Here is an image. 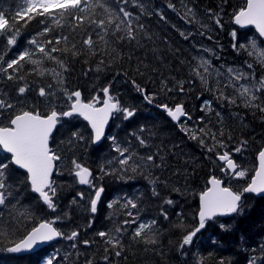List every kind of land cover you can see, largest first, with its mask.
I'll list each match as a JSON object with an SVG mask.
<instances>
[{
	"label": "trees",
	"instance_id": "16d2710c",
	"mask_svg": "<svg viewBox=\"0 0 264 264\" xmlns=\"http://www.w3.org/2000/svg\"><path fill=\"white\" fill-rule=\"evenodd\" d=\"M107 3L116 12L124 8L132 14L136 39L119 40L117 36L123 33L113 36L110 29L105 37L109 42L105 48L97 35L103 34L101 30L87 22L75 31L69 24L61 28L50 25L55 31L39 36L44 27L39 17L26 24L19 21L20 35L15 45H7L4 37L0 36V55H3L4 61H10L25 50L35 53L34 59L41 58L42 54L30 43L33 38L43 43L63 34L81 47L82 41L91 35L96 42L95 55L88 54L84 47L81 55L68 57L66 71L55 61L47 59L40 67L62 72L63 87L69 92L81 90L86 101L105 87L102 80L120 75L123 91L117 94L114 90L113 93L119 97L122 106L136 110L135 115L128 119L124 118V113H117L106 139L99 145L92 141L88 124L81 117L63 119L64 127L54 134L58 143L66 140L71 131L77 130L84 134L85 140L64 153L67 158L63 165L57 164L55 182L59 187L55 212L48 209L27 184L21 182L23 171L17 168L10 170L8 183L15 188V198H10L11 204L0 206V233H8L7 237L0 234V264H46L45 259L49 258L53 264H86L88 260H92V264H199L201 258L204 264H221V261L223 264H249L253 258L255 264H264V252H261L264 248V197L245 195L237 214L208 221L204 230L193 238V243L183 249L179 248V243L186 232L174 227L181 219L187 230L197 227L200 193L209 187L211 176L225 177L221 171L224 162L218 160L215 153H209L198 140L190 139V134L183 131L182 126L193 130L207 126L206 130L211 129L212 132L223 129L229 149L247 141L246 148L241 153H234L233 158L252 171L257 168L258 152L264 147V111L245 107L229 84L230 74L227 71L232 68L244 73L254 72L257 81L264 78V66L256 62L254 55L248 54L251 49L239 48L240 44H248L255 38L258 47L264 49V42L255 29H241L234 23L233 12L243 7L245 0H127V3L125 0H107ZM169 4L174 7L170 8ZM24 6V0H0V13L12 17ZM188 9L192 12L189 13ZM216 15L220 16L223 27L215 23ZM137 25H143V30ZM233 30L237 33L235 40L230 35ZM233 44L237 47L234 48ZM101 49L108 54H102ZM202 60L210 62L206 73L203 67L199 69L207 80L206 84L192 71ZM249 64L252 69L248 68ZM3 66L6 67V63ZM34 68L37 71H33ZM38 71V66L25 61L19 72L8 69V74L22 75L30 84L33 90L26 94L28 103L43 109V98L38 97V88L47 84L53 85L56 90L59 105L69 103L51 71L43 76L38 75ZM128 80L131 85L125 83ZM177 81L183 82V93L178 91ZM162 82L173 90L162 91ZM19 83L8 80L5 73H0V94L7 93L15 100ZM136 85L145 91H138ZM145 95L153 96L151 103L144 99ZM257 95L260 99L255 103L264 107V90L258 91ZM233 98L236 102L230 103ZM205 101L211 102V111L205 109ZM176 103L184 104L190 120L176 124L160 108L163 104L173 106ZM202 116L204 120L201 122L199 118ZM229 136L231 139H228ZM110 137H115L122 148L127 147L134 152L136 156L133 159L137 163H140L137 157L154 155V164L159 167L147 165L136 172L129 168L123 173V178L120 172H116L95 181L104 186L105 192L97 212L91 213L89 200L94 189L77 182L71 174L70 159L75 157L92 169L97 177L101 175L99 169L102 165L106 170L119 168L115 161L119 153L115 151ZM141 138L146 145L139 143ZM4 156L7 155L0 149V158ZM109 161H112L111 165ZM156 178L158 180L153 184ZM230 184L235 190L244 186L245 180L232 179ZM153 189L157 195L153 194ZM80 192L85 194L83 199L77 195ZM74 199L76 203H73ZM129 199L136 203V208L122 207ZM168 199L174 203H165ZM113 201L118 203L110 208L108 205ZM25 209L31 213L27 219L18 214ZM127 211H131L133 216L128 217ZM164 213H167V219ZM137 215L135 224L124 225L123 251L119 257L115 256L114 250L97 233L110 231L123 220L134 219ZM56 216L61 217L56 226L65 235L74 230L79 232L75 240L61 237L54 244L25 256H16L6 250L40 220H53ZM153 220L156 222L153 231L157 243L133 240L138 224ZM84 240L91 243L85 245ZM73 244H76L75 248ZM105 248H108L107 252ZM105 255L108 260L103 259Z\"/></svg>",
	"mask_w": 264,
	"mask_h": 264
},
{
	"label": "snow or ice",
	"instance_id": "6c2138e0",
	"mask_svg": "<svg viewBox=\"0 0 264 264\" xmlns=\"http://www.w3.org/2000/svg\"><path fill=\"white\" fill-rule=\"evenodd\" d=\"M125 3H127V0H125ZM24 5L22 10L18 11L15 16L7 17L5 14L0 13V36L4 37L7 45H15L17 43V37L20 35L19 21H24L26 24L29 21L36 20L38 17L40 18L39 22L44 24L43 30L38 33L39 36H46L54 32L55 29L50 25L61 28L65 24H69L72 31H75L77 28L83 27L85 22H87L89 25H94L101 30L103 34L97 33V35L105 48H107L109 43L105 37L109 35L110 29L113 36H116L117 33H123L117 36L119 40L127 38L131 41L136 39V30L132 27V14L125 11L124 8H120L119 12L114 11L108 5L107 0H24ZM140 7L142 8L143 5H140ZM169 7H174V5L169 4ZM188 12L191 13L192 10L188 9ZM121 14L123 18H121ZM214 19L217 25L223 27L219 15H216ZM233 19L236 25L242 27L254 26L258 30L259 35L264 37V0H245L243 7L234 10ZM137 28L143 30V25H137ZM230 35L234 40L237 37L235 30ZM30 43L34 44L36 50L42 54L41 58L34 59L35 53L29 50L21 52L16 59L10 61H4L3 55H0V73H5L8 80L20 82L16 88L17 97L15 100L7 93L0 94V149L10 154L0 158V206L11 204L10 198H15V188L8 183V174L11 169L18 168L24 170V178L21 182L27 184L32 192L38 194L47 208L55 212L58 207L56 197L59 185L52 178L54 170L58 171V162L63 165L64 160L67 158L64 155L65 152L71 151L77 143L85 140L84 134L77 130L71 131L66 140L58 143L54 134L64 127L63 119L76 116L83 117L84 120L89 122L93 131L92 141L98 142L104 136L105 126L114 113L122 112L125 114L124 118L128 119L135 115L136 110L134 107L122 106L119 97L110 93L111 85L103 87L100 89L99 94L92 96L86 101L82 98L81 91L69 92L68 89L63 87L64 77L62 72L40 67L44 59H47L55 61L62 70L66 71V60L68 57L81 55L84 47L87 48L88 54L95 55L97 51L95 48L96 42L93 41L91 35H88L82 41L81 47H77V42L70 40L69 36L63 34L57 35L52 39H46L43 43L33 38ZM61 44L63 46L59 47ZM233 47L236 48L237 45L233 44ZM239 48L244 50L251 49L248 54L250 56L254 55L256 62L264 66V49L258 47L255 38L251 39L248 44H240ZM100 51L102 54H108L103 49ZM113 51L115 50L113 49ZM54 53L58 55H53ZM25 61L38 66L39 71L37 74L40 76H43L45 72L51 71L57 85L62 90V94L69 103L65 106L59 105L56 99V90L51 84L38 88V97L43 98V109L36 104L28 103L26 94L33 90L30 84L22 75L8 74V69L19 72L22 62ZM5 63L6 67L3 66ZM103 63L104 61L101 60V64ZM208 63L210 62L202 60L198 67L192 69L193 73L205 84L207 80L199 69L203 67L206 73L208 71ZM248 68L252 69V65L249 64ZM33 71H37V68H34ZM227 71L230 74L229 84L236 90L245 107H256L264 111V107L255 103V101L260 99L257 92L264 90V78L257 81L254 72L244 73L232 68H228ZM240 81H245V83H238ZM133 83L135 84V81ZM176 83L178 91L183 93L185 91L183 82L177 81ZM136 88L142 93L145 91L139 85H136ZM165 89L167 91L173 90L167 88L166 82H162V91ZM221 95L223 94L221 93ZM144 99L151 103L153 96L145 95ZM229 102L235 103L236 100L233 98ZM161 107L174 121L179 122L182 117H186L188 120L191 119L183 103H176L172 107L163 104ZM204 107L207 111H211V102L205 101ZM58 108L60 110H57ZM199 119L202 122L204 117L202 116ZM206 128L207 126L193 130L182 126V130L190 134V139L198 140L209 153H215L218 160L224 162V167L221 171L225 174V177L221 179L215 175L211 176L209 180L210 187L200 193L197 227L187 230L182 219L174 225L175 228L186 232L180 240V249H183L186 245H191L197 233L204 229L206 223L218 214H231L240 211L242 198L246 193L264 194V148H261L258 152V167L252 171L242 167L232 158L234 153H241L246 148L247 141H241L238 146L229 149L224 139L225 133L223 129L218 132H212L211 129L206 130ZM110 139L114 143L115 151L119 153V156L115 158L116 164L120 166L119 168L114 167L111 170H106L102 165L99 169L101 175L97 177L94 176L92 169L85 166L84 163H81L75 157L70 159L71 174L74 175L77 182L94 189V192L90 194L91 198L89 200L91 213L97 212L98 203L105 192L104 186L95 183V181L102 180L103 176L113 175L116 172H120L121 178H123V173L128 171L129 168H131V171L136 172L137 169L147 165L159 167V165L154 164V155L137 157L140 161V163H137L133 159L136 156L134 152H130L127 147L122 148L116 143L115 137H110ZM228 139H231V137L229 136ZM206 141H210V143ZM139 143L142 146L146 145V141L142 138L139 139ZM126 153L128 154L125 155ZM108 163L111 165L112 161ZM250 171L252 172L251 175ZM232 179H243L245 180V185L234 190L230 184ZM157 180L158 178L154 179L152 183L155 184ZM226 181H229V183H226ZM175 190L179 191V189ZM153 194L157 195L155 189H153ZM77 195L83 199L85 194L80 192ZM17 203H19L18 200ZM73 203H76L75 199ZM116 203L118 201H113L108 206L111 208ZM165 203L173 204L174 202L168 199ZM12 207L15 208V205H12ZM122 207L134 209L137 205L129 199L125 201ZM18 214L25 219L31 216L27 209ZM126 215L132 217L133 213L127 211ZM163 215L165 219L168 218L167 213ZM60 219V216H56L53 220H40L22 238L14 241L12 247H8L6 250L12 253H20L31 250L40 243L53 241L58 237H64L70 241L75 240L79 236L78 231L74 230L70 234L65 235L63 231L54 226L56 221ZM137 219L138 215L131 220L125 219L112 230L101 231L97 235L103 238L105 244L114 250L115 256L119 257L123 251L122 233L125 231L124 225L135 224ZM155 223L154 220L139 223L133 233V240L139 239L146 244H156V233L153 231ZM221 227L224 226L221 225ZM0 234L5 237L8 235L6 232ZM90 243L91 241L89 240L83 241L85 245ZM72 247L75 248L76 244H73ZM107 251L108 248H105V252ZM261 252H264V248H261ZM103 259L108 260V256L105 255ZM46 264H53V260L49 258ZM86 264H92V260H88ZM199 264H204L202 258ZM221 264H223V261H221ZM249 264H255V258Z\"/></svg>",
	"mask_w": 264,
	"mask_h": 264
},
{
	"label": "water",
	"instance_id": "95a60500",
	"mask_svg": "<svg viewBox=\"0 0 264 264\" xmlns=\"http://www.w3.org/2000/svg\"><path fill=\"white\" fill-rule=\"evenodd\" d=\"M236 26L239 27V28H253V29H255V27H254V26H251V25L243 26V27L240 26V25H236ZM255 30H256V29H255ZM256 32L258 33V30H256ZM258 34H259V33H258ZM259 36H260V35H259ZM260 38H261V40L264 42V37H261V36H260ZM167 116H168V114H167ZM168 117L170 118V120H172V121L175 122V123H179L181 120L187 119L186 117H182L181 120H180L179 122H177V121H174L170 116H168ZM107 128H108V124L105 126L104 136L101 138L100 141H98V142H94L95 144H100V143L104 140L105 135H106ZM263 148H264V147H263ZM9 155H10V154H9ZM257 162H258V158H257ZM257 167H258V163H257ZM23 171H24V170H23ZM54 172H55V170H54ZM216 177H217V176H216ZM217 178H219V177H217ZM209 187H210V184H209ZM246 194H252V195H254L255 197H258V198L264 197V194H255V193H246ZM234 214H236V213L223 214V215L218 214V215H217L216 217H214L212 220H214V219H216V218H226V217H230V216H233ZM202 230H203V229H202ZM59 239H60V237L54 239L53 241L40 243V244H38L37 246H35L33 249H31V250L22 251V252H20V253H15V254H16V255H25V254L33 253V252L38 251V250H40L41 248H43V247H45V246H47V245H49V244H51V243L56 242V241L59 240Z\"/></svg>",
	"mask_w": 264,
	"mask_h": 264
},
{
	"label": "rangeland",
	"instance_id": "374dc122",
	"mask_svg": "<svg viewBox=\"0 0 264 264\" xmlns=\"http://www.w3.org/2000/svg\"><path fill=\"white\" fill-rule=\"evenodd\" d=\"M243 180V179H242Z\"/></svg>",
	"mask_w": 264,
	"mask_h": 264
}]
</instances>
